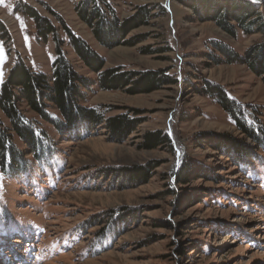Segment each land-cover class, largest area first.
<instances>
[{"label": "rangeland", "instance_id": "rangeland-1", "mask_svg": "<svg viewBox=\"0 0 264 264\" xmlns=\"http://www.w3.org/2000/svg\"><path fill=\"white\" fill-rule=\"evenodd\" d=\"M82 1L0 0V88L18 58L52 73L56 44L52 36L38 40L25 12L32 7L53 21L77 71L95 81L84 105L106 116L128 113L138 125L122 140L103 124L59 135L28 113L49 134L53 158L27 174L0 172V264H264V148L203 91L206 80L221 85L252 125H264L263 80L208 55L215 41L244 54L263 41L258 27L246 33L236 25L231 35L190 0H107L120 19L151 9L148 23L126 36L131 43L109 47L79 16ZM246 1L264 21V0ZM61 18L104 58L103 70H162L173 82L135 92V75L123 87H101L67 42ZM157 130L169 141L145 147V134ZM186 164L193 171L184 183L177 173Z\"/></svg>", "mask_w": 264, "mask_h": 264}, {"label": "trees", "instance_id": "trees-1", "mask_svg": "<svg viewBox=\"0 0 264 264\" xmlns=\"http://www.w3.org/2000/svg\"><path fill=\"white\" fill-rule=\"evenodd\" d=\"M190 3L194 10L202 15V19L214 20L231 35H235L236 25L246 33H252L257 26L264 37L263 17L259 14L258 8L246 0H190ZM25 12L35 21L38 40L47 41L50 36L53 37L56 57L50 75L32 70L23 59L18 58L1 85L0 111L8 123L0 116V172L9 177L27 174L33 171L34 162L41 167V164L53 158L52 140L49 134L40 127L37 118L29 117L28 113H33L52 124L59 135L82 136L103 124L122 140L138 125V120L129 117L128 113L106 116L104 109L84 105L88 91L95 81L80 74L69 60L63 50L65 40L60 37L58 29L50 18L41 15L32 7H27ZM77 12L90 26L97 40L103 45L113 47L131 43L126 36L131 29L148 23L151 9L140 7L133 16L120 19L107 0H83L78 4ZM60 21L67 35V42L77 56L99 74L98 83L101 87L107 89L123 87L135 75H139L132 90L135 92H149L159 88L163 83L173 82L162 70H149L140 74L120 73L118 68L103 70L104 58L62 18ZM0 30H6L1 20ZM213 46L215 53L208 55L215 62L244 64L264 82V39L252 45L244 54L236 52L223 42L215 41ZM216 52L219 54L216 55ZM203 91L221 104L223 109L234 118L242 132L259 147L264 148V125H252L241 103L230 98L221 85L208 80L205 81ZM52 110H56L57 114ZM16 139L23 147L19 146ZM225 140L229 141L228 137ZM232 140L236 142L235 150L242 153L244 150L239 149L240 141L234 138ZM168 141L169 135L157 130L145 134L144 146L155 148ZM27 155L30 157L28 158ZM192 171L191 164L184 165L177 173L178 180L186 183Z\"/></svg>", "mask_w": 264, "mask_h": 264}, {"label": "snow or ice", "instance_id": "snow-or-ice-1", "mask_svg": "<svg viewBox=\"0 0 264 264\" xmlns=\"http://www.w3.org/2000/svg\"><path fill=\"white\" fill-rule=\"evenodd\" d=\"M0 75H2V74H0Z\"/></svg>", "mask_w": 264, "mask_h": 264}]
</instances>
